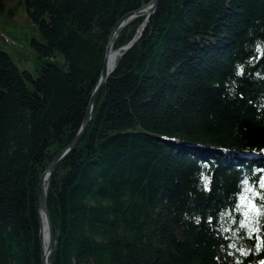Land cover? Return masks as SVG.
Segmentation results:
<instances>
[{
  "label": "trees",
  "instance_id": "obj_1",
  "mask_svg": "<svg viewBox=\"0 0 264 264\" xmlns=\"http://www.w3.org/2000/svg\"><path fill=\"white\" fill-rule=\"evenodd\" d=\"M150 1L17 0L35 70L0 49V264H43L40 179L82 126L112 28ZM131 42L50 179L54 264H261L264 0H160L113 49Z\"/></svg>",
  "mask_w": 264,
  "mask_h": 264
},
{
  "label": "water",
  "instance_id": "obj_2",
  "mask_svg": "<svg viewBox=\"0 0 264 264\" xmlns=\"http://www.w3.org/2000/svg\"><path fill=\"white\" fill-rule=\"evenodd\" d=\"M160 0H151L148 4L142 6L140 9L132 11L124 15L112 28L111 34L109 37V42L107 45L106 49V57L104 60L103 64V69L100 75L99 82L97 83V86L91 96L89 107L87 110V113L85 115V118L83 120L82 126L77 133V135L74 137V139L71 141V143L59 154L57 155L53 161L50 163V165L47 167L45 172L43 173L41 179H40V186H39V208H40V213H41V241L43 244V231L44 228H47L48 231V236H49V244H48V257L46 256V250L44 249L43 245V259L42 263L43 264H54L53 261V255H54V250L57 244V239L55 235V230H54V224L52 221V217L50 214V209L48 205V185L50 182V179L53 175V173L56 171L58 168L59 164L68 156V154L73 151L79 142L82 140L87 126L89 125L91 119H92V114H93V108L94 104L96 102L97 96L99 95L104 83L108 79L109 75L111 72L114 70V67L110 70L107 67V56L110 52V49L113 47L114 41L119 33V31L133 18L140 16V15H147V20L152 16V14L156 11L158 8ZM134 42L129 43L128 45L121 47L120 49L116 50L118 51L119 56H121L125 51H127Z\"/></svg>",
  "mask_w": 264,
  "mask_h": 264
},
{
  "label": "rangeland",
  "instance_id": "obj_3",
  "mask_svg": "<svg viewBox=\"0 0 264 264\" xmlns=\"http://www.w3.org/2000/svg\"><path fill=\"white\" fill-rule=\"evenodd\" d=\"M17 0L6 3V9L14 6V14L0 15V49L8 51L21 69L35 70L33 55L29 49V39L33 35L26 10ZM16 4V6H15Z\"/></svg>",
  "mask_w": 264,
  "mask_h": 264
},
{
  "label": "bare ground",
  "instance_id": "obj_4",
  "mask_svg": "<svg viewBox=\"0 0 264 264\" xmlns=\"http://www.w3.org/2000/svg\"><path fill=\"white\" fill-rule=\"evenodd\" d=\"M119 57L118 51L114 50L113 47L110 49V52L107 56V67L108 69H112L117 61V58ZM48 244H49V236H48V231L47 228H44L43 231V245L44 249L46 250V256L48 257Z\"/></svg>",
  "mask_w": 264,
  "mask_h": 264
},
{
  "label": "snow or ice",
  "instance_id": "obj_5",
  "mask_svg": "<svg viewBox=\"0 0 264 264\" xmlns=\"http://www.w3.org/2000/svg\"><path fill=\"white\" fill-rule=\"evenodd\" d=\"M256 196H259L260 199L255 203L252 204V209H254L255 211H257L258 213H260L262 210H264V194L262 193H256ZM240 205H237V208H239ZM233 223H237L239 228H245L246 224H245V219L241 218L238 221L237 220H233ZM261 264H264V261H261Z\"/></svg>",
  "mask_w": 264,
  "mask_h": 264
}]
</instances>
